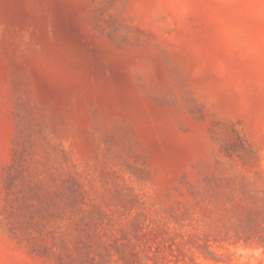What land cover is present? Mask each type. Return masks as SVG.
<instances>
[{
    "label": "rangeland",
    "instance_id": "obj_1",
    "mask_svg": "<svg viewBox=\"0 0 264 264\" xmlns=\"http://www.w3.org/2000/svg\"><path fill=\"white\" fill-rule=\"evenodd\" d=\"M0 264H264V0H0Z\"/></svg>",
    "mask_w": 264,
    "mask_h": 264
}]
</instances>
